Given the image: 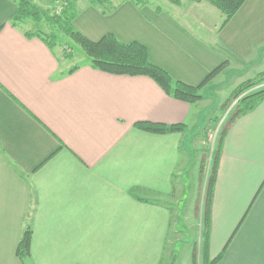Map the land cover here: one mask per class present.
Returning <instances> with one entry per match:
<instances>
[{
	"label": "crops",
	"instance_id": "1",
	"mask_svg": "<svg viewBox=\"0 0 264 264\" xmlns=\"http://www.w3.org/2000/svg\"><path fill=\"white\" fill-rule=\"evenodd\" d=\"M176 1L73 0L72 26L91 41L142 44L150 63L190 86L222 63L216 78L238 65L264 71V0H245L222 27L205 20L216 14L205 2ZM16 4L0 0V264H23L26 227L25 264H192L176 253L184 237L169 199L187 186V138L201 132L204 100H175L148 77L88 60L71 65L10 25ZM140 122L184 129L154 134ZM209 226L215 264H264V100L227 127Z\"/></svg>",
	"mask_w": 264,
	"mask_h": 264
},
{
	"label": "trees",
	"instance_id": "2",
	"mask_svg": "<svg viewBox=\"0 0 264 264\" xmlns=\"http://www.w3.org/2000/svg\"><path fill=\"white\" fill-rule=\"evenodd\" d=\"M92 5L103 6L109 0H89ZM194 2L205 1L217 8L223 15V24L227 23L230 18L239 10L245 0H192ZM139 4L138 2H135ZM16 10L10 17V25L17 28L22 25L26 19L36 22L44 20L53 28L64 32L75 43H77L85 55L88 57V64L92 69L99 70L104 73L117 76H145L152 79L162 91L169 97L188 104H193L201 99L198 93L199 89L217 74L221 66L216 67L208 73L204 79L195 86L186 85L184 83L174 81L164 70L150 63L148 52L145 46L138 42L123 43L120 42L112 34H106L97 41L88 40L86 37L74 30L72 21L76 16L74 5L67 4L59 14H48L33 5L29 0H17ZM26 37L35 36L40 39L45 46L52 50L59 41L55 31L43 32L36 31L34 33L24 32ZM69 55H65V58ZM74 69V68H73ZM71 69V70H73ZM70 70V71H71ZM264 82V73H261L256 79L247 81L239 86L234 92V97H238L241 93L249 91L255 86ZM264 100V86L247 92L240 98L237 108L227 121V126L221 130L219 135L220 143L226 133L227 127L236 118L252 111L261 101ZM134 128L154 134H170L181 132L184 129L183 124L164 125L149 122L135 123ZM219 146L213 157L212 167L208 177V183L205 191V206L202 223V231L200 232V257L201 264H215L218 262L222 254L214 259L208 258V234H209V218L210 205L212 198V190L215 182L216 171L219 162ZM32 232L30 227H26L23 231L17 247L16 256L23 264L27 263L30 258V243Z\"/></svg>",
	"mask_w": 264,
	"mask_h": 264
},
{
	"label": "rangeland",
	"instance_id": "3",
	"mask_svg": "<svg viewBox=\"0 0 264 264\" xmlns=\"http://www.w3.org/2000/svg\"><path fill=\"white\" fill-rule=\"evenodd\" d=\"M29 1L38 7L39 10L47 12L48 14H59L68 3L73 5V0ZM138 1L145 3L149 2L153 5L157 3V0ZM172 2L177 3L176 0H172ZM189 2L194 1L189 0ZM205 4L212 6L207 2H205ZM212 8L216 14L210 15L209 18H206L205 20L215 22L217 26L220 27L224 26L226 24H223L224 15L214 6H212ZM23 28L31 32L55 31L59 41L55 44L54 49L60 57L65 58L66 54L69 55V57L67 56L66 59L69 63H71V65H78L88 60V57L77 43H75L64 32L53 28L52 25L44 20L36 22L31 19H26L23 23ZM221 65V68H223V63ZM220 70L218 72H220ZM218 72L198 91V93L201 95V99L204 101L203 104L201 103L197 105V107H200V110L203 109L205 111L203 114L204 116H207L206 120L208 122L205 120L204 124H200V127L198 128L201 131L200 133L193 135L196 133V130H194V132L191 133L192 136L187 138L188 142L192 144L193 147V153L191 157L192 164L186 167V170L189 171V174H186L185 178L187 186L185 187L184 191L183 189L176 190L174 192L177 194L176 197L174 198L173 196L172 199H169V206L173 213L172 215L175 216L174 222L177 225L176 228L181 234L180 236L184 237V239H182V241L176 245V253H179V256L186 258V260H188L190 257L192 264H201L200 232L202 231L201 229L203 223L202 213L204 212L205 206V191L206 185L208 183L207 179L212 167L213 157L217 153L216 149L218 146L220 149L221 143L219 135L221 130L223 127L225 128L227 126V121L235 112L240 98L247 94V92L264 86L263 82L249 91L241 93L238 97H234L233 92L239 86L245 84L247 81L256 79L261 73H264V71L254 74V72H252V68L250 70L248 65H238V67L235 69L226 68L225 72L216 78Z\"/></svg>",
	"mask_w": 264,
	"mask_h": 264
},
{
	"label": "built area",
	"instance_id": "4",
	"mask_svg": "<svg viewBox=\"0 0 264 264\" xmlns=\"http://www.w3.org/2000/svg\"><path fill=\"white\" fill-rule=\"evenodd\" d=\"M58 14V13H57Z\"/></svg>",
	"mask_w": 264,
	"mask_h": 264
}]
</instances>
